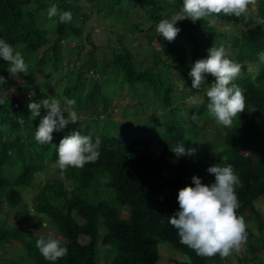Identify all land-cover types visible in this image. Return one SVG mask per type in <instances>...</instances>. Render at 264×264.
<instances>
[{
	"label": "trees",
	"instance_id": "16d2710c",
	"mask_svg": "<svg viewBox=\"0 0 264 264\" xmlns=\"http://www.w3.org/2000/svg\"><path fill=\"white\" fill-rule=\"evenodd\" d=\"M33 1L36 7L29 9L20 0H0V39L20 51L32 69V74L12 76L8 72L10 65L0 58V76L7 80L0 84V213L3 207L24 209L22 189L33 184L35 211L53 226L42 228L40 224L36 228L33 222L31 229L19 228L8 225L5 217L0 224V259L16 243L18 258L28 264H102L100 251L112 256L105 264H155L158 245L166 242L187 258L186 264H219L225 260L219 255L202 257L182 244L167 217L179 211V190L194 187L193 176L205 185L214 183L215 177L207 169L220 163L231 164L242 182L243 186L236 188L241 205L237 214L244 217L249 213L255 222L252 228L245 220L247 239L242 246L246 254L238 256L234 252L229 257L235 256L239 264H264V220L254 206V201L264 195V61L257 55L264 52V0H257L240 17L220 14L195 23L190 19L178 21L175 26L181 31L173 42L157 32V25L181 11L183 0H111L114 6L125 1L145 8L149 21L156 27L134 25L146 39L141 54L133 57L117 35L120 51L112 50L110 62L98 61L88 52L77 70L68 71L62 92L54 96L65 108V118V97L75 99V111L83 118L54 132L51 144L46 145L36 141L35 131L48 109L41 105L40 116L35 117L28 104L40 103L47 95L36 91L30 99L21 100L19 94L33 86L32 81L40 73L46 72L42 76L46 81L49 69L62 66L67 60L61 54L65 44L68 53L83 50V33L81 28L62 23L56 16V29L49 35L37 23L39 11L48 7L40 0ZM61 7L72 15L78 12L65 2ZM216 24H243L230 47L236 50V62L257 63L259 67L255 77H238L234 81L243 90L246 107L228 128L217 125L210 117L206 93L201 105L185 110L176 105L190 96L184 79L191 78L194 63L206 59L211 47L221 46L216 37L222 35L216 31ZM204 30L208 35H204ZM86 41L91 44L88 35ZM162 51L166 59L161 57ZM150 54L163 69L139 71L137 64ZM106 70L120 76V90L112 89L118 83L108 81L107 77L102 82H91L86 77L88 71L105 75ZM242 70L246 71V67ZM181 83L183 88L179 87ZM213 83L215 78L206 75L200 91ZM44 87L47 89L48 83ZM119 91H124L126 101L119 109L123 123H118L110 104ZM212 125L224 128L225 133L218 151L209 155L198 143L204 139H196L194 130L200 134ZM19 128L25 129L24 138L18 133ZM73 131L92 137L93 142L98 138L101 154L95 163L83 168L61 170L57 149L60 141ZM179 143L196 148V154L177 158L172 149ZM54 164L58 166L55 172L43 184L36 183L37 176ZM36 229L53 232L54 237H42L34 233ZM40 238L58 239L68 254L55 262L45 260L35 247Z\"/></svg>",
	"mask_w": 264,
	"mask_h": 264
},
{
	"label": "clouds",
	"instance_id": "9594fccd",
	"mask_svg": "<svg viewBox=\"0 0 264 264\" xmlns=\"http://www.w3.org/2000/svg\"><path fill=\"white\" fill-rule=\"evenodd\" d=\"M257 0H183L182 10L171 19H162L157 25V32L167 41L173 42L181 31L176 27L178 21L190 19L193 23L202 19L224 14L240 17L255 6ZM48 18L59 16L60 22H70L71 12L60 13L56 5H52L47 12ZM212 22V21H210ZM264 61V52L257 54ZM0 58L10 65L8 72L12 76L28 71V65L22 53L3 39H0ZM242 66L229 58L223 46L211 47L206 59L197 60L189 73L192 78V88L200 89L204 86L206 75L215 78V83L207 87L206 95L209 103L207 111L217 125L232 127L234 120L245 112L246 97L243 90L234 81L240 76ZM5 77L0 76V84L6 83ZM2 102V101H0ZM68 106L67 118L58 100L45 99L43 108L48 109L41 119L35 139L41 145L51 144L53 133L65 129L69 124H76L78 115L75 111V99L64 98ZM28 109L32 116H40L41 104L30 102ZM195 119L196 116L193 115ZM101 141L97 138L81 135L73 131L65 136L58 147V166L61 170L68 167L83 168L88 163H95L100 157ZM177 158L192 157L197 149L179 143L172 149ZM215 177L210 185L202 183L201 179L193 176V186H186L178 192L179 211L167 217L180 237V242L197 255L214 257L219 255L226 259L234 252L238 253L246 242V222L242 215H238L241 207L236 195V188L242 187V182L231 164L221 166L213 164L207 169ZM35 247L47 261L55 262L68 254V249L61 246L58 239L40 238Z\"/></svg>",
	"mask_w": 264,
	"mask_h": 264
},
{
	"label": "rangeland",
	"instance_id": "374dc122",
	"mask_svg": "<svg viewBox=\"0 0 264 264\" xmlns=\"http://www.w3.org/2000/svg\"><path fill=\"white\" fill-rule=\"evenodd\" d=\"M22 5L27 6L29 9L35 8L36 4L33 0H20ZM41 3H46L47 9H42L39 11L38 25L42 29H45L49 35L52 34L56 29L55 18H48L47 12L48 9L52 5H56L58 7V11L63 13V9L61 7L62 3H68L71 5V8L74 10H78L77 14L72 15V20L70 22H65L66 24L71 23L76 28L82 29V40L83 46L81 51H73L68 53V44H65L61 54L62 56H66V59L62 66L57 70L49 69V75L46 78V81L42 79V76H45L44 70L41 71L44 73H40L35 77L32 81L33 86H30L27 90L22 91L19 94V99L28 100L30 99L36 91H41L47 95V99L51 101L52 99H56L54 96L55 93L60 94L65 86L67 81L68 71L77 70L82 63L83 59H86L87 53L90 52L98 61L110 62L112 60V50L120 51V47L117 44V35L120 36V39L123 41V46L130 49L131 54L135 57L137 54H141L144 48L146 47V39L142 37L140 32L138 33L134 27L136 23H140L143 27H152L156 26L149 21L148 15L145 11V8H140L134 6L133 3L123 1V4L120 6H114L111 0H40ZM94 5H97L96 8ZM168 7H170L168 5ZM253 7V6H252ZM86 14V18L83 17L82 14ZM247 14V12L245 13ZM119 17L120 20H116V17ZM216 31L221 33L222 37L216 39L219 41V45L223 46L226 49V52L229 54V58L236 62V50L230 47V44L233 40V36H239L240 30L243 29V24L238 26L226 25V24H216ZM203 29V27H202ZM87 35L96 49H93L92 45L86 41ZM204 35H208L206 30H204ZM157 53H160L158 48L156 47ZM161 57L166 59L165 52H161ZM27 64V63H26ZM241 66L246 67V71H241L239 78L250 76L255 77L258 72V64H249L247 62L239 63ZM28 65V64H27ZM163 69L162 64H160L156 57L153 54L148 55L147 57L137 64V69L139 71H156L158 69ZM86 77L91 82L95 81H105L108 78V81H112L114 83H118L117 86L114 84L112 89L120 90V76L116 73H112L111 70H106L105 75H102L101 72L95 71L97 73H93V71H88ZM21 74H32V69L30 65H28V71ZM107 77V78H106ZM192 78L184 79V88L190 92V96L176 103L180 107V109L185 110L190 107H194L196 105H201L203 103V94L207 92V88L202 89H194L192 88ZM48 83V88H43V84ZM211 86V85H210ZM180 88H183V83L180 84ZM43 101H40V104L43 106ZM209 102V101H208ZM126 103L124 98V91H119L118 94H115L113 101L110 103L112 108H114V116L118 123H123L119 113V109L123 107ZM15 107V106H14ZM65 111V108H62ZM121 112V111H120ZM158 112V111H156ZM89 114V113H87ZM78 115V121H81L83 116L82 114ZM90 115V114H89ZM86 116V114L84 115ZM77 121V122H78ZM102 120L99 121V126L102 125ZM201 125V124H200ZM195 132V138H203L204 140H200L199 145L202 149H204L209 155H213L216 153L223 141L225 129L212 125L205 128L199 134ZM18 133L24 138L25 129L19 128ZM196 138V139H197ZM255 161V158H253ZM57 165H53L52 167L46 168V170L40 173L38 178L35 180L37 183L41 181V184L44 180L47 179V176L50 173H54ZM61 176V175H60ZM67 186L68 182H66ZM33 185V184H32ZM30 186L26 189H22L23 196V204L25 208H15L9 209L7 207H3L0 213V224L3 223L5 217L8 219V225L16 226L19 228H32V223L34 226L38 228L41 224L42 228H46L47 225L50 226L52 223L47 218H39V214L35 211L34 208V199H35V191L33 186ZM39 186V185H38ZM105 190L107 188L104 187ZM254 206L256 210L260 213L262 220H264V195L259 197L254 201ZM26 209V210H25ZM123 216H127L125 212L122 214ZM245 220L248 224L255 228V222L253 221V217L251 214L244 215ZM42 221V223H41ZM50 224V225H49ZM53 224L51 225V227ZM264 232V227H263ZM34 233L39 234L42 237H54L53 232H45L41 229L34 230ZM17 244L13 243L12 247L4 252V255H1L0 264H28L26 260H20L18 255L16 254ZM102 249V247H101ZM104 254V253H103ZM246 254V250L244 246H241V250L237 253L238 256H242ZM100 262L102 264L107 263L112 256L110 255H102V251L99 252ZM9 261V262H8ZM187 258L178 250H176L171 244L166 242H160L158 245V260L155 264H186ZM219 264H239L235 256H231L223 260Z\"/></svg>",
	"mask_w": 264,
	"mask_h": 264
}]
</instances>
